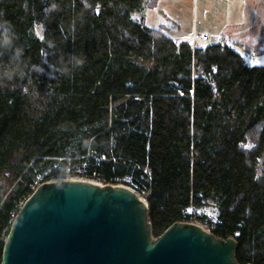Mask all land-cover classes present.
Masks as SVG:
<instances>
[{
	"label": "trees",
	"instance_id": "obj_1",
	"mask_svg": "<svg viewBox=\"0 0 264 264\" xmlns=\"http://www.w3.org/2000/svg\"><path fill=\"white\" fill-rule=\"evenodd\" d=\"M158 2L0 0L34 67L16 90L0 91V176L15 172L8 196L0 181V261L23 201L69 170L132 186L153 236L205 221L199 209L212 199L211 232L235 238L239 264H264V65L228 43L175 41L135 18ZM66 52L82 53L83 67L41 75ZM33 88L49 93L43 110L26 107L22 90Z\"/></svg>",
	"mask_w": 264,
	"mask_h": 264
},
{
	"label": "water",
	"instance_id": "obj_2",
	"mask_svg": "<svg viewBox=\"0 0 264 264\" xmlns=\"http://www.w3.org/2000/svg\"><path fill=\"white\" fill-rule=\"evenodd\" d=\"M235 248L188 221L153 236L145 198L126 185L55 179L21 204L0 264H239Z\"/></svg>",
	"mask_w": 264,
	"mask_h": 264
},
{
	"label": "rangeland",
	"instance_id": "obj_3",
	"mask_svg": "<svg viewBox=\"0 0 264 264\" xmlns=\"http://www.w3.org/2000/svg\"><path fill=\"white\" fill-rule=\"evenodd\" d=\"M139 17L148 26L164 28L165 33L175 41L193 43L195 36V44L225 42L242 52L247 63L264 65V0H159L156 7L145 8L135 15L136 19ZM36 32L39 34L40 29L37 28ZM202 35L208 36V40H202ZM26 107L31 112L36 108L29 101ZM17 160L18 155L11 157L12 162ZM14 177L13 168L3 170L0 181L4 197L8 196L13 186ZM73 178L96 181L80 174H75ZM126 186L137 192L132 186ZM199 211L205 215V221L195 219L192 222L211 232V223L216 216L214 201H206Z\"/></svg>",
	"mask_w": 264,
	"mask_h": 264
},
{
	"label": "clouds",
	"instance_id": "obj_4",
	"mask_svg": "<svg viewBox=\"0 0 264 264\" xmlns=\"http://www.w3.org/2000/svg\"><path fill=\"white\" fill-rule=\"evenodd\" d=\"M56 4H52L46 11L55 10ZM18 34L14 26L5 19L0 18V91L11 89L16 90L21 86L26 75L34 71V67L26 65L24 61V48L18 43ZM55 54V42H51L50 55ZM85 57L82 53L66 52L63 61L52 64V67L40 65L44 69L41 75L48 78L57 75L69 76L75 70L82 68ZM22 94L34 107L43 110L47 103L49 93H41L36 89H23Z\"/></svg>",
	"mask_w": 264,
	"mask_h": 264
},
{
	"label": "built area",
	"instance_id": "obj_5",
	"mask_svg": "<svg viewBox=\"0 0 264 264\" xmlns=\"http://www.w3.org/2000/svg\"><path fill=\"white\" fill-rule=\"evenodd\" d=\"M201 39H202V40H208V36H206V35H202ZM193 43H195V36L193 37ZM241 53H242V52H241ZM242 55H243V54H242ZM243 57H244V56H243ZM82 172H83V171H81L80 174H82ZM73 176H75V175H72L71 172H70L69 170H67V171H66V175H65V177H63V178H61V179H71V178H73ZM81 176H83V175H81ZM83 177H85V176H83ZM73 179H75V178H73ZM94 180H96V179H94ZM95 182H98V183L103 184V183L100 182L99 180H96ZM193 221H194V220H193ZM190 222H192V221H190Z\"/></svg>",
	"mask_w": 264,
	"mask_h": 264
},
{
	"label": "crops",
	"instance_id": "obj_6",
	"mask_svg": "<svg viewBox=\"0 0 264 264\" xmlns=\"http://www.w3.org/2000/svg\"><path fill=\"white\" fill-rule=\"evenodd\" d=\"M225 41H227V40H225Z\"/></svg>",
	"mask_w": 264,
	"mask_h": 264
}]
</instances>
